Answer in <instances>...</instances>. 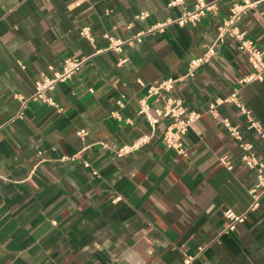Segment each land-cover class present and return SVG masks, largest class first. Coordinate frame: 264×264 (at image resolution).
Returning <instances> with one entry per match:
<instances>
[{
    "label": "crops",
    "instance_id": "crops-1",
    "mask_svg": "<svg viewBox=\"0 0 264 264\" xmlns=\"http://www.w3.org/2000/svg\"><path fill=\"white\" fill-rule=\"evenodd\" d=\"M170 1L0 0V264H264V193L251 210L256 175L222 120L262 162L264 141L234 104L210 109L238 91L264 127V81L243 83L252 67L231 35L264 52V0H205L214 7L199 23L148 33L195 4ZM235 4L246 11L233 19ZM86 26L92 42L80 35ZM210 47V62L185 77ZM68 58L86 61L46 92L56 105L33 99ZM169 78L173 91L148 102L154 113L178 97L200 115L184 154L164 141L171 119L153 128L139 114L149 89ZM229 209L247 218L224 233Z\"/></svg>",
    "mask_w": 264,
    "mask_h": 264
},
{
    "label": "built area",
    "instance_id": "built-area-1",
    "mask_svg": "<svg viewBox=\"0 0 264 264\" xmlns=\"http://www.w3.org/2000/svg\"><path fill=\"white\" fill-rule=\"evenodd\" d=\"M184 4V0H171L169 6H178ZM213 4H208L205 0H195V4L192 10L186 11L180 18L174 21H168L163 24H159L153 27L148 33L155 32L157 30H163L166 26L170 24H177L181 27L192 24L195 25L201 21V18L206 14L207 11L213 9ZM246 8L241 7L239 4H235L232 9V18L236 19L240 17ZM148 17V14L142 13L139 16V19H145ZM228 27L226 23L221 27V31H225ZM80 35L92 42L93 34L91 27L86 26L80 31ZM143 34L137 35L135 38L140 40ZM231 35L236 37L240 41V49L247 53L249 63L252 67V72L243 80V83H249L252 81L260 80L264 81V52L258 48L253 42L245 38L244 33L240 32H231ZM110 42V50L116 52L121 51V47L124 42L116 40L112 36H108ZM214 47H210L207 52L199 57L193 58L190 60L188 65V72L185 77H194L198 70L204 65L210 62L212 55L214 54ZM86 59L83 60H73L68 58L64 61L60 71L55 73L54 78H44L41 81L36 83L35 93L32 96L33 99H41L48 104L55 106L56 104L46 95L47 91L53 90L58 83L65 82L72 79L77 72L81 69ZM127 62L126 58L120 59V65H123ZM177 80L169 78L165 81L160 82L158 85L151 87L148 91V96L145 100L142 101L139 114L147 118L149 124L154 128L162 118L171 119V127L164 134V141L166 145L176 150L179 154H184L185 149L183 147L182 139L183 136L189 131L193 123H195L200 115L196 112H188L182 99L178 97H167L165 99L164 105L161 108L154 110V113L151 112V107L148 100L154 96L161 95L163 93H171L174 89L175 83ZM224 103L234 104L239 111L245 117L248 128L256 133V135L264 141V127L263 125L255 119L251 110L239 99L238 91L234 93L225 100H217V102L210 105L211 110H215L217 105ZM222 123L229 134L235 139L240 141V146L244 151L242 161L245 166L253 170L256 175V183L253 189H251V194L254 197V202L251 206V210H255L259 207L261 195L264 193V162L260 161L255 153L254 144L249 142H244L243 138L236 126L232 124L229 118L222 120ZM86 134V131L82 130L79 132V135ZM150 139V136H144L134 142L132 145L123 146L119 153L120 155L128 154L133 152L143 145H145ZM221 162L223 165L231 168V164L227 158H222ZM88 167L89 164H86ZM120 197L116 198L119 200ZM225 217L227 220V225L223 230L224 233H231L237 230V227L246 221V214L238 215L233 210L229 209L225 212Z\"/></svg>",
    "mask_w": 264,
    "mask_h": 264
}]
</instances>
